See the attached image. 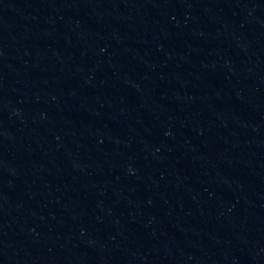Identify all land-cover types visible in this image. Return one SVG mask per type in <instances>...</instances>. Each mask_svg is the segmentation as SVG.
<instances>
[{"label": "water", "instance_id": "1", "mask_svg": "<svg viewBox=\"0 0 264 264\" xmlns=\"http://www.w3.org/2000/svg\"><path fill=\"white\" fill-rule=\"evenodd\" d=\"M0 264H264V0H0Z\"/></svg>", "mask_w": 264, "mask_h": 264}]
</instances>
